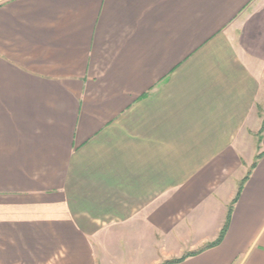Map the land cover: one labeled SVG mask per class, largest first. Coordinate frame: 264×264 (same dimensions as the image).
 I'll use <instances>...</instances> for the list:
<instances>
[{
    "label": "crops",
    "instance_id": "obj_1",
    "mask_svg": "<svg viewBox=\"0 0 264 264\" xmlns=\"http://www.w3.org/2000/svg\"><path fill=\"white\" fill-rule=\"evenodd\" d=\"M264 0L0 1V264H264ZM257 167L252 166L257 157Z\"/></svg>",
    "mask_w": 264,
    "mask_h": 264
},
{
    "label": "trees",
    "instance_id": "obj_2",
    "mask_svg": "<svg viewBox=\"0 0 264 264\" xmlns=\"http://www.w3.org/2000/svg\"><path fill=\"white\" fill-rule=\"evenodd\" d=\"M263 133H264V124H263V127H262V129H261V131H260V134H259V143L262 141V138H263L262 135H263ZM262 156H263V154H260V155L257 157L255 163H254L253 166H252V169H253V170L257 167L258 160L261 159ZM250 175H251V171L248 173V175H247V176L243 179V181L241 182V185H240V188H239L238 195H237L236 199L234 200L233 204H232L231 207H230V210H229V216H228V221H227V223H226V225H225V227H224V229H223V231H222L221 236L219 237V239H218L215 243L206 246L204 249H202V250H200V251H198V252H195V253H189V254L183 256V257L180 258V259H174V260L166 261L164 264H179V263H182V262H184L186 259H188L189 257H193V256H196V255H199V254H201L202 252H204V251H206V250H208V249H211V248H214V247L219 246V245L223 242V240H224V238H225V236H226V234H227V231H228V229H229L230 220H231V216H232V213H233V210H234V206H235V204L237 203V201H238V199H239V197H240V194H241V192H242V190H243V188H244V185H245V184L247 183V181L249 180Z\"/></svg>",
    "mask_w": 264,
    "mask_h": 264
},
{
    "label": "rangeland",
    "instance_id": "obj_3",
    "mask_svg": "<svg viewBox=\"0 0 264 264\" xmlns=\"http://www.w3.org/2000/svg\"><path fill=\"white\" fill-rule=\"evenodd\" d=\"M1 1V0H0ZM263 107H264V105H263Z\"/></svg>",
    "mask_w": 264,
    "mask_h": 264
}]
</instances>
